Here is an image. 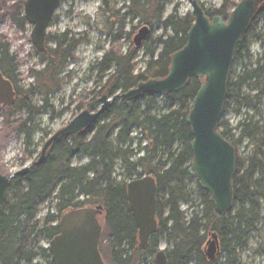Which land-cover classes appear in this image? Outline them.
Listing matches in <instances>:
<instances>
[{
  "label": "trees",
  "instance_id": "1",
  "mask_svg": "<svg viewBox=\"0 0 264 264\" xmlns=\"http://www.w3.org/2000/svg\"><path fill=\"white\" fill-rule=\"evenodd\" d=\"M171 3V0H130L128 11L119 15L110 1L104 0L101 11L108 12L111 23L130 20L152 32L159 29L162 34L148 37L143 43L144 70L136 72L138 64H133L140 49L132 48L126 55L114 48L105 53L95 68L99 78L95 90L81 97L77 110L86 108L95 112L104 94L114 98L140 83L168 76L171 58L185 48L187 35L195 23L191 13L179 14V5L165 17ZM236 6L234 1H225L219 8L205 9L206 16L227 22ZM20 11L23 14L22 8ZM14 21L26 22L24 18ZM261 23H264V3L237 43L234 63L252 61L254 42L260 44L263 56L249 64L236 83L230 74L224 115L233 104L256 107L242 93L248 83L258 92L253 99L264 101ZM82 42L71 38L69 32L48 36L46 43L53 46L40 53L42 69L31 71L34 84L26 90L16 85L17 57L11 54L10 45L0 43V70L17 91L16 103L7 110L9 116L23 112L32 116L36 111L41 114L52 110L48 105L69 79L66 70L75 61L76 49ZM201 85V80L191 79L182 91L164 96L162 104L158 103L161 96L149 95L136 101H114L91 128L80 135L63 136L42 165L33 167L26 177L11 180L0 210V264H40L36 263L40 258L46 260L44 264H53L49 250L42 249L41 242L50 243L59 234L58 222L68 212L98 206L104 209L107 229L102 241L108 242L114 264L155 261L163 241L173 248L166 251L169 264H242L241 254L249 249L264 212V123L240 122L235 128L240 132L236 140L233 131L221 121L218 130L236 151L234 209L226 217L218 215L209 194L197 184L201 211L196 212L190 190V185L196 183L192 173L193 136L187 117ZM36 98L41 99L42 107L32 104ZM33 134L30 130L28 139ZM244 141L252 146L246 158L239 154ZM33 155L37 152L32 151L27 157L31 159ZM143 177L156 181L158 226L148 246L140 249L127 185ZM46 204L47 213L40 219L41 208ZM184 204L191 206L189 218L181 209ZM213 235L219 241V254L210 261L205 249Z\"/></svg>",
  "mask_w": 264,
  "mask_h": 264
},
{
  "label": "water",
  "instance_id": "2",
  "mask_svg": "<svg viewBox=\"0 0 264 264\" xmlns=\"http://www.w3.org/2000/svg\"><path fill=\"white\" fill-rule=\"evenodd\" d=\"M62 0H27L25 17L34 26L33 43L45 51L46 32ZM195 23L187 35L185 48L171 58L166 78L140 83L129 92L99 99L97 112L82 111L66 128L54 134L43 146L36 162L8 177L0 174V210L6 201L11 180L26 177L35 166L42 165L54 144L65 135H80L91 128L117 100L136 101L144 95L166 96L182 91L189 80L202 81L192 109L187 117L191 127L192 173L200 188L211 197L218 215L228 216L234 209L233 178L236 171V151L220 134L218 128L224 116L227 87L234 64V52L239 40L248 32L264 0H242L229 20H210L198 0H189ZM143 27L134 39L139 48L149 37ZM16 103L13 84L0 72V107L11 108ZM128 202L139 233V248L145 249L157 231V186L150 177L129 182ZM102 206L82 208L65 214L59 224V234L49 243L53 264H103L99 251L101 230L97 218L103 216ZM210 261L219 254L216 235L205 249ZM155 264H169L166 251L159 250Z\"/></svg>",
  "mask_w": 264,
  "mask_h": 264
},
{
  "label": "rangeland",
  "instance_id": "3",
  "mask_svg": "<svg viewBox=\"0 0 264 264\" xmlns=\"http://www.w3.org/2000/svg\"><path fill=\"white\" fill-rule=\"evenodd\" d=\"M27 0H0V43L8 44L11 47V54L17 57L18 88L26 90L28 86L34 84L31 71H39L42 69L40 54L32 43V26L27 23H17L14 21L21 20L23 15L20 9ZM110 6L113 7L119 15L125 14L126 8L130 5V0H109ZM225 1H234L239 3L242 0H198V2L206 9L219 8ZM171 4L167 6L165 17L172 14L176 5H179V14H192V7L189 0H171ZM104 0H63L60 8L55 13L54 19L47 31L48 36L55 37L63 33L69 32L71 38L75 40H83L76 49L75 61L70 63L66 73L69 79L64 82L63 89L53 96L49 103V108L44 113L36 111L32 116H28L26 112L9 116L6 109L0 108V174L10 176L24 168L33 164L39 157L44 144L58 131L66 128L68 124L77 117L82 111L77 110L78 104L82 96H86L88 92L95 90L96 82H98V72L95 69L97 64L102 60L105 53L114 48L126 55L130 49H140L138 58L133 64H138L136 72L144 70V49L136 48L134 39L138 35L143 26H137V22L130 20L120 23L115 21L111 23V19L107 15L108 12H102ZM111 16V15H110ZM109 18V19H108ZM114 22V21H113ZM113 24V25H112ZM134 27L136 30L134 31ZM8 28L9 33L3 32L2 29ZM264 33V23L259 26V31ZM132 34V35H131ZM162 34L159 29L150 31L149 37H157ZM52 47L53 44H47ZM262 48L259 43L254 42L251 48L252 61H238L233 64L231 74L233 75V83L244 74L245 69H249V64H253L258 58H262ZM244 96L252 99L255 108L239 105H231L229 111L223 116L222 121L226 123L229 130L233 131L235 139L239 138V131L235 128L240 122L246 121L264 123V101L262 99H253L258 92L254 89L252 83H248L242 91ZM105 95V94H104ZM163 97L158 103H163ZM32 104L36 108L43 106L40 98L34 99ZM100 109V104L95 106V112ZM30 120V121H29ZM32 130L34 132L31 139L27 134ZM252 150L249 141H244L239 146V154L242 158L248 157ZM36 151L37 155H33L31 159L27 157L30 152ZM119 173V171H117ZM197 181L190 185L193 193L192 199L196 212L201 211V200L197 195ZM199 185V184H198ZM182 211L189 218L191 216V206L184 204ZM48 205L41 208L43 218L47 213ZM257 231L252 234L249 249L241 254L242 264H264V212L261 215ZM59 224V222H58ZM106 225L103 234H107ZM42 249H49V241L43 240L40 244ZM108 242L101 241V252L103 264H114L110 258L108 250ZM207 247V246H206ZM172 246L163 241L159 250L172 251ZM45 259H38L36 263L44 264ZM145 264H155L149 259Z\"/></svg>",
  "mask_w": 264,
  "mask_h": 264
},
{
  "label": "flooded vegetation",
  "instance_id": "4",
  "mask_svg": "<svg viewBox=\"0 0 264 264\" xmlns=\"http://www.w3.org/2000/svg\"><path fill=\"white\" fill-rule=\"evenodd\" d=\"M62 2H63V0H62ZM62 4V3H61ZM22 9H23V17H21V19L22 18H24L25 20H26V17H25V4L23 5V7H22ZM57 12V11H56ZM55 16V15H54ZM54 16H53V18H52V20H51V23H52V21H53V19H54ZM27 21V20H26ZM28 23V22H27ZM51 23H50V25H51ZM29 24V23H28ZM30 25V24H29ZM32 26V34H33V30H34V26L33 25H31ZM49 28H50V26H49ZM49 28H48V30H49ZM47 30V31H48ZM47 38H48V34H47V32H46V38H45V50H46V48L48 47L47 46V43H46V41H47ZM32 43H33V37H32ZM33 45H34V43H33ZM34 47L36 48V50H37V52L40 54L41 52H39L38 51V49H37V47L34 45ZM0 72L2 73V71L0 70ZM3 74V73H2ZM3 76H4V74H3ZM5 77V76H4ZM6 78V77H5ZM7 80H9L8 78H6ZM10 81V80H9ZM11 82V81H10ZM12 83V82H11ZM13 87H14V90H15V92H16V100H17V91H16V88H15V86L13 85ZM0 108H2V109H6V110H8V109H10V108H3V107H0ZM30 173V172H29ZM69 213V212H68ZM156 220H157V217H156ZM97 224H98V226H99V228H100V230H101V239H100V245H99V251H100V254H101V257H102V252H101V249H100V246H101V241H102V236H103V232H104V226H105V217H104V214H103V216H99L98 218H97ZM158 224V223H157ZM58 226H59V224H58ZM60 231V230H59ZM49 250V249H48ZM49 254H50V256H51V262L53 263V261H52V254H51V252H50V250H49Z\"/></svg>",
  "mask_w": 264,
  "mask_h": 264
},
{
  "label": "clouds",
  "instance_id": "5",
  "mask_svg": "<svg viewBox=\"0 0 264 264\" xmlns=\"http://www.w3.org/2000/svg\"><path fill=\"white\" fill-rule=\"evenodd\" d=\"M2 31L10 34V31L8 28H4V29H2Z\"/></svg>",
  "mask_w": 264,
  "mask_h": 264
}]
</instances>
